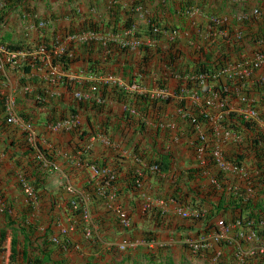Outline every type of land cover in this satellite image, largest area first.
I'll return each instance as SVG.
<instances>
[{
	"label": "crops",
	"instance_id": "crops-1",
	"mask_svg": "<svg viewBox=\"0 0 264 264\" xmlns=\"http://www.w3.org/2000/svg\"><path fill=\"white\" fill-rule=\"evenodd\" d=\"M132 6L136 16L132 17L133 24L139 32L143 33L146 18L154 15L166 25L173 22L181 26L182 33L191 38L182 42L165 35L158 41L160 49L170 44L178 51L186 49V53L174 62L173 74L156 57L147 76L133 78L139 83L134 89L138 93L154 89L152 80L159 78L173 88L179 84L178 76L206 55L227 52L231 62L250 60L257 41L264 36V0H0V93L13 97L14 114L21 119L19 124H7L5 112L0 113V230L8 225L18 229L17 259L11 264H264L261 241L256 234L251 236L257 230L245 233L234 221L222 227L215 222L219 240L211 239L207 232V247L194 251L185 241L203 236L204 220L179 215L185 208L197 215L212 209L224 189L221 183L225 180L216 176L218 169L232 190L237 187L247 198H258L263 185V157L250 154L239 164L227 161L220 167L216 163L219 156L210 152L215 150L224 158L226 153L245 151L242 133L224 132L218 122L228 111L239 113L254 124V131L261 130L264 135V120L259 117L264 111L258 100V94L264 93V64L238 75L250 96L238 90L237 94L243 95L225 100L226 110L216 108L214 98L207 97L212 102L206 109L210 121L197 125L196 132L184 118L191 110L178 108L176 100H171V109L166 105L134 115L123 112L124 103L112 93L104 94L101 111L90 104L81 106L80 98L98 96L92 94L91 86L83 88L86 81L93 82L90 73L81 70L80 62L67 69L51 64L53 56L66 52L71 45L101 38L99 32L82 29L84 23L109 20L113 13L117 15L116 25L121 26L131 16L128 11ZM193 6L197 8L193 10ZM187 8L192 10L185 11ZM254 9L260 10L259 16L253 15ZM214 19L217 21L209 22ZM221 25L223 29L218 28ZM189 30L194 35H189ZM116 36L122 38V34ZM141 40L138 38L139 43ZM39 44L47 47L46 55L35 53L33 48ZM28 49L31 55L25 54ZM130 49L136 50L134 46ZM135 52L132 60L138 63L141 56ZM128 60L127 56L120 58L121 62ZM133 71L137 74L138 67ZM121 75L107 71L99 78L110 76L108 89L115 80L125 81ZM208 90L211 94V86ZM185 99L200 102L193 96ZM254 101L257 116L251 117L248 109ZM205 133L213 167H207V151L201 156L195 153L203 144L195 134ZM259 144L264 150V139ZM84 145L85 151L81 150ZM166 152L172 155L168 171L153 172L148 164ZM36 161H41V167ZM102 164L116 168L119 179L116 188L105 191L94 184L82 194L92 230L86 237L83 220L80 224L64 212V198L69 194L62 187L69 184L82 192L85 182L97 178L94 167ZM198 167L206 169L191 175L190 170ZM24 182L37 185L38 198L24 193ZM171 197L176 200H169ZM158 200L168 202L162 205ZM116 207L127 213L129 226L121 225ZM60 227L67 228L70 248L60 249L52 242ZM260 229L264 230V225ZM6 243L0 238V264H4Z\"/></svg>",
	"mask_w": 264,
	"mask_h": 264
},
{
	"label": "trees",
	"instance_id": "trees-1",
	"mask_svg": "<svg viewBox=\"0 0 264 264\" xmlns=\"http://www.w3.org/2000/svg\"><path fill=\"white\" fill-rule=\"evenodd\" d=\"M134 7L135 6H132L128 11L131 16L128 17L121 24V26L116 25L118 23V19H116L117 15L113 13H110L109 20L101 18L94 23H84L82 29L89 30L92 33L99 32L101 38L83 41L78 43L76 46L71 45V47H69L66 52L63 51L59 55L53 56L52 52H50V54L53 56L51 58L52 65L59 64L62 68L67 69L71 67V65L75 62H80L79 65H82L81 70L86 74L90 73L89 75H91V81L93 82L86 81V83L83 84V88L86 87L85 89H88V87L91 86L92 94H99L100 97H98V99L100 100L97 101L96 97H82L79 99V105L86 107L87 104H90L92 108H95L97 111H101V108L104 106L103 96L106 93L117 94L119 102L126 103L129 105V107H133L136 109V111L142 112L143 114L148 110H152L155 108L160 110L162 106H164L165 108L166 105H168L169 102H167L165 99H161L155 95H151L147 91L141 93L131 92L123 86L116 84H109L111 86L107 89V84L100 83L102 82V80L99 77L107 71H111L113 74H122L121 76L124 77L123 79L127 80L126 82L128 83L133 81L135 75L144 74L147 76L149 74L148 72H150L149 68H151L154 64V59L156 57L160 59L163 65H165V69H169V71L171 70V73L173 74V71L175 69V66L173 67V64L176 59L178 57H181L182 55L180 49L179 51L173 49V45L170 44L166 45L164 49H160V46L157 43L162 37V31L168 29L167 25L160 24V20L153 17L149 18L146 21L147 26L143 29V33L142 31L139 32L135 26L136 24H133L134 19H132V17H136L134 14ZM132 28L134 29V36H138L139 38L142 37L143 39L148 38L150 40L156 41L147 44L145 41L141 40V43L135 46L136 50L130 51V48L132 47L130 46L131 42H129L130 34H125V31ZM153 28H156L157 31H154ZM219 28L223 29L224 26L221 25ZM108 30H110L111 33L107 32ZM118 34H122V38L124 39L117 38L116 35ZM69 51L70 54H66L69 53ZM135 51L141 56L138 63H133L134 60H132L135 56ZM126 56L129 60L121 62L120 58ZM237 56L238 59H241V56L239 54H237ZM34 62L36 63V60H34ZM132 63L134 66L138 67V71L136 72L137 74H134V66L132 65ZM231 63V56L227 52L221 53L215 57L206 55L203 60L194 63L191 66L190 70H185L184 74H180L181 78L179 80V85L182 82L185 87L196 88L197 90H199L198 93H200V102H190L189 99L185 98L176 99V106L178 108H188L189 110H191V114L184 117L188 124H190L189 128H191V130L194 129L195 131L197 125H202V123H208L210 121L208 120L210 119V114L206 111L208 106H210L206 103L207 97L214 98V106L216 105L217 101L223 102V106L220 108V110H226L227 106L225 100L229 101L243 95L237 94L238 90L240 93L244 92L246 93V96H250V94H248L247 92V87L242 86L243 81H240L238 75L222 73L223 68ZM27 69L28 67L24 66V70ZM151 71H154V68H152ZM186 74L192 75V80L189 77H184ZM199 74H203L205 76L203 83L199 82L196 78V76H198ZM152 81L153 83H157L155 86L165 87V83L163 82L162 78L153 79ZM209 86H211V94H209ZM225 87L227 88L226 90L224 89ZM258 100H260L261 103L264 101V93L258 94ZM240 104L244 106V102H241ZM250 107L251 109L256 108L255 101L250 104ZM2 112H4V94L0 93V113ZM123 112L134 115L131 114L129 110H124ZM20 116L23 120H27L26 116H23V113H20ZM260 118L264 120V115L261 114ZM218 122L220 123L222 128L230 131H239L240 133H242L241 142L244 143L245 151L240 153L238 150H235L230 153L224 154V159L226 161L239 164L240 160H243L245 156H249L250 154L257 158H264V150H262L259 144V142L264 139V135L261 130L254 131L255 126L253 123L245 120L239 113L234 111H228L224 113L220 117ZM207 132L213 133V130L207 129ZM84 133L85 132L81 133L80 136H83ZM242 143H239V147L240 145H242ZM207 148V167H213L215 166V162L210 155L211 152L209 153L210 149ZM81 150H86L85 145L81 147ZM45 157L46 159H49L47 155H45ZM171 157L172 155L170 152L160 153L159 156L152 160L148 165L151 168H155L153 172H167L171 164ZM36 162L37 166L41 167V161ZM85 162L86 161H81L80 163L82 164ZM105 166L108 165L102 164L100 167ZM203 168L206 169V167L191 169V175L194 173L202 174ZM110 170H112L114 173L113 178H111L109 181L106 180V176L97 177L96 180L91 179L90 181L85 182V184L82 186L83 193L76 188L78 193L72 194L66 190V187H62V190L69 194L64 198L65 200L63 199L65 201L64 212L68 217L76 218L77 221L82 224V212L84 208L82 194L88 193V191L92 190V185H100L105 188V191L108 188H116V183H118L119 179V177H117L118 172L116 168L113 167H111ZM222 173V170L218 169V174H216V176L220 177V179L222 180L227 181V177H225ZM261 174H263V176L261 175L260 182L263 183V185L262 189L259 190V196L256 200L247 198L244 190L242 189H238L236 187V189L232 190V186H228L229 184H227L225 181L221 183L224 189L221 190V194L217 203H214L212 205V209H210L208 213L204 212L203 215L200 214L198 218H196L197 220H204L203 234H200L205 235L207 234V232L212 233L214 231H218L215 225V217L220 216L225 224L230 220L234 222L238 220L241 228L245 231V233L249 232V230H257L258 234H262L258 237V239L262 242L264 232L262 229H260V226L262 225V223L264 224V199L262 198V196L264 195V169L261 171ZM126 180L127 178L125 179V181ZM131 181L135 184V177L132 176ZM106 182L108 183V185H106ZM30 186L32 187L33 197L38 198V193L36 191L37 185L31 184ZM225 187H229V190L225 189ZM172 198L175 199V197ZM100 199L104 200L103 197H100ZM73 203H77V206L74 207ZM200 211L202 210L200 209ZM17 230V228H13L11 225H8L6 229L0 230V238H5L7 242L3 257L4 264H11L17 259ZM66 235L60 236V234L58 233V237H55H57L59 241L54 242V240L52 239V242L55 243L60 249H64L63 247H66V249L70 248L71 243L67 241L68 235Z\"/></svg>",
	"mask_w": 264,
	"mask_h": 264
},
{
	"label": "built area",
	"instance_id": "built-area-1",
	"mask_svg": "<svg viewBox=\"0 0 264 264\" xmlns=\"http://www.w3.org/2000/svg\"><path fill=\"white\" fill-rule=\"evenodd\" d=\"M255 12H256V9L253 10V13H255ZM214 20H216V19H214ZM153 30L156 31L157 29L154 28ZM131 43L135 44L137 42L133 41ZM257 45L258 46L255 49V51H254V53H253V55H252L250 60L247 59V60H243V61H239V62H232L231 64H229V65H227V66H225L223 68L222 73L243 75L244 72L249 71L250 69L254 70V69L259 68L262 64H264V37L260 38L257 41ZM36 51H37L38 54H43V55L46 54V49H45L44 46H39ZM25 54H27V53H25ZM12 58H13V56H12ZM186 77H189L192 80L193 76L188 74V76H186ZM196 78L198 79L199 82L203 83L204 79H205V76L203 74H199L198 76H196ZM153 93H155L156 96L162 97V98H165V97H167L170 94V92H168L164 88H159L158 90H154ZM174 94H180L179 95L180 98L185 97L186 95H188V96H193V98L199 99L198 90L196 88H193V87H191V88L183 87V89H180V92L174 93ZM206 103L207 104H211L212 102H211V100L207 99ZM222 105H223V103H220V106H222ZM262 105H263V109H264V101L262 102ZM6 109H7L8 113L10 114V116L8 117V121L9 122H17V118L11 113V111H12V102L11 101L6 105ZM248 112H249V114L250 113L252 114V115L250 114L251 117H256L257 116V113L255 112L254 109L250 108V109H248ZM219 165L220 166H225V164L222 161H220ZM94 175L96 177L106 176V180L109 181L111 178H113L114 173L107 166L101 167V168H95L94 167ZM106 185H108L107 182H106ZM23 190H24V192L27 195H29V196L33 195L32 187L29 184H27L26 182H24V184H23ZM66 190L69 193H72V194L78 193L77 189L74 188L71 185H67L66 186ZM73 206L74 207L77 206V203H73ZM115 213L117 214L119 222L121 223L122 226L126 227V226H128L130 224L129 217H128L127 213L124 210H122L119 207H116L115 208ZM180 214L183 217L197 216L195 210H190L188 208L180 210ZM82 217H83L82 219H83V222H84L83 234L86 237H89L90 234L92 233V230H91V225H90V222H89L90 221L89 220L90 219L89 210L85 207V205H84V208H83ZM222 224H223L222 221L219 220L218 225H222ZM67 232L68 231H67L66 227H60V230H59L60 236L61 235L65 236L67 234ZM251 236H255V233H252ZM57 237L53 238L54 242H58L59 241V239ZM218 237H219V235L215 234V238H218ZM67 241L70 242L69 238L67 239ZM187 242H189V244L192 246V248L194 250H197V249H199L200 247L203 246V243L201 241H190V240H187ZM133 244L137 245V242H135ZM63 248L66 249V247H63ZM261 251L264 252V235H263L262 242H261Z\"/></svg>",
	"mask_w": 264,
	"mask_h": 264
},
{
	"label": "clouds",
	"instance_id": "clouds-1",
	"mask_svg": "<svg viewBox=\"0 0 264 264\" xmlns=\"http://www.w3.org/2000/svg\"><path fill=\"white\" fill-rule=\"evenodd\" d=\"M142 7V6H141ZM190 7H192V6H190ZM189 9H192V8H187L185 11H188ZM259 14V13H258ZM156 19H159V18H157L156 16H154ZM150 17H148V18H146V21L149 19ZM145 21V22H146ZM209 22H216V20H209ZM160 24L161 25H166V24H164V23H162V22H160ZM145 26H147V24L145 23ZM219 28V27H218ZM154 29V28H153ZM157 31V30H156ZM173 32V31H172ZM125 33L126 34H130V39H129V42H133V41H136L137 43H139L138 42V36L136 37V36H134V33H133V29H128V30H126L125 31ZM164 33V34H163ZM171 35V32H169V30L167 29V30H164V31H162V37H164L165 35ZM161 37V38H162ZM264 37V36H263ZM142 38V37H141ZM161 38L159 39V40H161ZM124 39V38H123ZM148 40H150V39H148V38H146V39H143L142 38V41H145L147 44H149V43H151V42H149ZM151 41H154V40H151ZM156 41V40H155ZM137 43H135V44H130V46H134V48H135V46L136 45H138ZM140 43H141V41H140ZM139 43V44H140ZM39 46H44L45 47V49H46V54L48 53V50H47V47L44 45V44H39L36 48H33L34 49V51H35V53H37V48L39 47ZM26 55H31L32 54V51H30L29 49L26 51ZM38 54V53H37ZM45 54V55H46ZM39 55H42V54H39ZM184 74V73H183ZM186 76H188L187 74L184 76V77H186ZM110 78V76H107L106 78H100L102 81H105V84H108V82L106 81V80H108ZM180 76H178V80H180ZM127 80H125V81H123L122 79H120V82H119V80H115V81H113L112 83L113 84H116V85H120V86H123L124 88H126V89H128L129 91H131V92H136V91H134V89L136 88V86L137 85H139V83L138 82H136V81H132V82H126ZM163 82L165 83V87H158V86H155L154 87V89L152 88V90H150V91H147V92H149L151 95H155V93H153V91L154 90H158L159 88H164L165 90H167L168 92H170V94L167 96V97H165V98H162V97H159V98H161V99H165L167 102H169V99L170 100H176V99H179L180 97H179V95L180 94H174V93H178V92H180V89H183V87H185L184 85H183V83L181 82L180 83V85L177 83V85L175 84L174 85V87L173 88H168V86L166 85V82H165V80H163ZM157 83H155V85H156ZM187 88V87H186ZM83 93V92H82ZM136 93H138V92H136ZM79 94V93H78ZM81 94V93H80ZM78 97H79V95H77ZM156 96V95H155ZM188 95H186L185 97H182V98H188L187 97ZM98 97H100L99 96V94H98V96L96 97L97 98V101H99L100 99H98ZM158 97V96H157ZM11 101L12 102V111H11V113L17 118V122H9L8 121V117L10 116V114L8 113V111H7V109H6V105L9 103V102ZM218 103H219V101L216 103L217 105H216V108L218 107V108H220V107H222V106H220V105H218ZM221 103H223V102H221ZM262 104V103H261ZM209 105H212V103L211 104H209ZM261 108H263V105H262V107ZM123 109L124 110H129L130 111V113L131 114H135L136 113V110H135V108H133V107H129V105L128 104H126V103H124V107H123ZM263 111H264V109H263ZM4 112H5V114H6V116H5V122L7 123V124H19V122H21V119L16 115V114H14V99H13V97L12 96H8V95H5L4 94ZM264 114V113H263ZM261 115V114H260ZM260 115H259V117H260ZM223 131L224 132H229L230 130H227V129H225V128H223ZM196 132V131H195ZM207 134L205 133V134H202V135H200V134H195V136L196 137H200L199 139H201L202 140V145H199L196 149H195V153H197L199 156H201V155H204L205 154V152H206V146L207 145H205V143H206V140H205V136H206ZM208 136V135H207ZM211 154L213 155V157H218L217 158V161H216V163L219 165V161H222L224 164H226L227 163V161L217 152V151H215V150H212L211 151ZM223 158V159H222ZM233 165H235V167H237V164H233ZM220 166V165H219ZM108 167V166H107ZM220 167H223V166H220ZM95 168H101V167H95ZM151 170L153 171V170H155L154 169V167H152L151 168ZM69 185V184H68ZM67 186V185H66ZM71 186H73V185H71ZM23 187V186H22ZM74 187V186H73ZM75 188V187H74ZM25 193V192H24ZM26 194V193H25ZM28 197H33V195L32 196H29V195H27ZM34 198V197H33ZM170 199H172V200H174V198H169V200ZM158 201H161V204L162 205H164L165 204V202H166V200H158ZM168 202V201H167ZM166 202V203H167ZM188 209H190V208H188ZM191 210V209H190ZM179 215H180V213H179ZM200 215V214H199ZM199 215H197L196 217L195 216H192V217H185V218H187V219H192V220H195V218H198V216ZM116 216H117V214H116ZM180 216H182V215H180ZM129 217V216H128ZM183 217V216H182ZM118 218V217H117ZM83 220V219H82ZM129 220H130V218H129ZM219 220H221L222 221V225H218V222H219ZM216 222H217V226L218 227H222V226H224L225 225V223L223 222V220H222V218H217L216 219ZM239 221L238 220H236L234 223L236 224V225H240V223H238ZM262 225H264L263 223H262ZM129 226V225H128ZM124 227V226H123ZM127 227V226H126ZM263 232H264V230H263ZM215 234H220V232L219 231H214V232H212L211 233V235H212V237L214 238L213 240H215V241H218L219 240V237H220V235H219V237L218 238H215ZM258 237L259 236H261L262 234H258V232H256L255 233ZM263 235H264V233H263ZM187 240H190V241H201L202 243H203V246L202 247H200L199 249H197V250H194L193 248H192V246L189 244V242H187ZM185 243L186 244H188L189 246H190V248L191 249H193L194 251H199V250H201L203 247L205 248V247H207V245H206V236L205 235H203V236H201L200 238H198V239H191V238H187L186 239V241H185Z\"/></svg>",
	"mask_w": 264,
	"mask_h": 264
},
{
	"label": "rangeland",
	"instance_id": "rangeland-1",
	"mask_svg": "<svg viewBox=\"0 0 264 264\" xmlns=\"http://www.w3.org/2000/svg\"><path fill=\"white\" fill-rule=\"evenodd\" d=\"M193 10H195L197 7H194L193 6ZM190 11L192 10V9H189ZM260 12V10L259 9H256V12L255 13H253V15H256L257 14V16H259L260 14H258ZM155 18L154 17V15H151V17L150 18ZM167 27H168V30H169V32H171V35H169L168 34V36H170V38H173V39H178L179 41H185L186 39H188V40H190L191 38H188L187 37V35L185 34V33H182V30H181V26H179V25H177V24H173V22H170L169 23V25H167ZM173 31V32H172ZM186 31V30H185ZM190 32H193V33H195L193 30H189L187 33L190 35V34H192V33H190ZM197 32V31H196ZM164 34V33H163ZM192 35H194V34H192ZM260 38H262V37H260ZM166 40V42H167V40H169L168 38L167 39H165ZM171 40V39H170ZM192 43H194V42H192ZM186 45H188V46H191L192 44H190L189 42H186ZM181 52V54L184 56L185 55V53H186V49H184V51H180ZM187 52H188V50H187ZM8 96H11L10 94L8 95ZM220 103L221 102H219L218 103V105H220ZM168 105H169V107H167V108H172L173 107V102H171V100H170V103H168ZM210 234V238L211 239H214L213 237H212V235H211V233H209ZM217 242V241H216Z\"/></svg>",
	"mask_w": 264,
	"mask_h": 264
}]
</instances>
